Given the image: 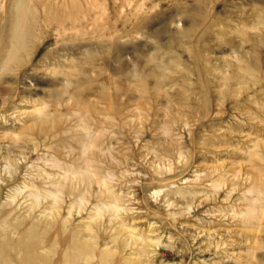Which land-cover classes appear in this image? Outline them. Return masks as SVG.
I'll list each match as a JSON object with an SVG mask.
<instances>
[{
  "label": "rangeland",
  "instance_id": "374dc122",
  "mask_svg": "<svg viewBox=\"0 0 264 264\" xmlns=\"http://www.w3.org/2000/svg\"><path fill=\"white\" fill-rule=\"evenodd\" d=\"M89 1L85 16L43 26L30 62L5 72L0 84L13 90L22 110L43 100L56 113V95L68 97L67 72L75 82L68 88L89 103L105 107L115 95L130 116L110 129L107 139L113 150L106 151L105 165L114 168L113 183L123 196L120 217L136 231L159 237L150 264H264V226L247 230L233 214L245 207L243 188L255 170L249 160L254 141L264 142V20L259 19L264 0ZM48 50L53 52L46 55ZM238 58L258 69L260 81L237 91L240 84L231 80V92L224 93L222 77L232 72ZM160 60L172 70L160 90L142 92L136 75L153 86L152 72ZM186 82L190 92L184 94ZM199 91L206 103L198 100ZM182 97L190 105L183 106ZM19 113L10 108L0 115V154L15 155L21 176L46 148L41 143L35 149L23 135L16 141L15 135H7L31 122L32 117ZM55 117L65 123L71 118L64 113ZM171 119L170 137L163 126ZM173 141L184 154L172 153L171 162L150 149ZM260 147L264 152V144ZM163 163L172 166L161 169ZM152 176L184 187L196 184L202 191L182 196L164 186L155 195L161 182H151ZM217 179L225 182L214 188ZM11 189L0 182L1 197ZM90 207L75 213L73 221H86Z\"/></svg>",
  "mask_w": 264,
  "mask_h": 264
},
{
  "label": "bare ground",
  "instance_id": "6f19581e",
  "mask_svg": "<svg viewBox=\"0 0 264 264\" xmlns=\"http://www.w3.org/2000/svg\"><path fill=\"white\" fill-rule=\"evenodd\" d=\"M88 2L0 0V80L5 72L18 71L30 62L43 26L50 25L52 20L85 16ZM259 19L264 20V16ZM51 52L48 50L46 55ZM238 59L240 62L235 70L222 77L224 93L231 92V80L240 84L237 91L242 90L245 83L260 81L258 69ZM174 63L180 62L175 60ZM171 70L170 65L160 60L152 72L154 85L150 86L146 77L138 74L136 86L142 92H150L151 88L160 90L166 72ZM67 81L74 82L68 72ZM188 85L186 82L181 87L184 94L190 90ZM68 86L64 89L68 92L65 100L61 94L55 97L54 102L59 106L55 113L43 100L33 103L32 110L18 108L19 104L12 98L13 90L0 84V115L3 117L4 111L15 108L19 115L32 117L30 123L22 122L19 132L6 134L15 135V141L23 135L33 141L35 149L41 143L46 148L45 153L37 156L38 162L30 161L21 176L18 174L22 164L15 155L0 154V182L5 180L12 187L5 198L0 196V264H150L149 257L159 237L136 231V226L120 217L123 196L117 193L113 183L114 168L105 165L106 151L113 150L107 139L110 129L124 124L125 117L130 115L123 112L115 95H111L105 107H99ZM198 94V100L206 103L204 92ZM181 100L183 106L190 105L188 97ZM63 113L69 114V122L56 119V114ZM172 121L163 126V132L170 137ZM263 144L254 141L249 154L255 170L250 183L243 188L245 207L233 209V214L242 218L247 230L264 226V152L260 147ZM150 149L159 159H169L172 153L177 157L184 154L182 147L174 141L157 148L151 145ZM254 156L260 162H254ZM171 166V163H163L160 168L170 169ZM158 170L155 169V173L161 174ZM155 177L152 176L151 182H161L155 187V195L164 186L182 196H193L202 191L194 186L196 184L184 187L175 184L174 179ZM224 182L217 179L213 187H221ZM171 184L175 185L172 187ZM236 184L234 181L232 185ZM166 200L172 204V199ZM87 204L91 207L86 221L75 223L74 214L86 209Z\"/></svg>",
  "mask_w": 264,
  "mask_h": 264
}]
</instances>
